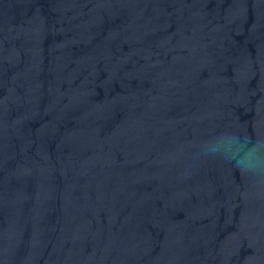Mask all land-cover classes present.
<instances>
[{
	"label": "water",
	"instance_id": "obj_1",
	"mask_svg": "<svg viewBox=\"0 0 264 264\" xmlns=\"http://www.w3.org/2000/svg\"><path fill=\"white\" fill-rule=\"evenodd\" d=\"M0 264H264V0H0Z\"/></svg>",
	"mask_w": 264,
	"mask_h": 264
}]
</instances>
